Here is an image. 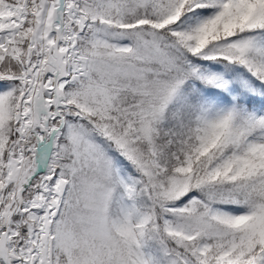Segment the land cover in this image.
<instances>
[{"label":"snow or ice","instance_id":"snow-or-ice-1","mask_svg":"<svg viewBox=\"0 0 264 264\" xmlns=\"http://www.w3.org/2000/svg\"><path fill=\"white\" fill-rule=\"evenodd\" d=\"M0 264H264V0H0Z\"/></svg>","mask_w":264,"mask_h":264}]
</instances>
